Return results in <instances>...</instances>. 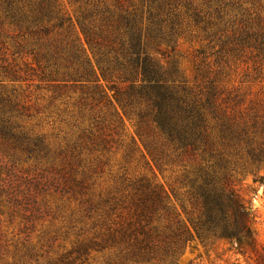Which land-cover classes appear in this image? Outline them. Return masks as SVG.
Segmentation results:
<instances>
[{"label":"rangeland","instance_id":"obj_1","mask_svg":"<svg viewBox=\"0 0 264 264\" xmlns=\"http://www.w3.org/2000/svg\"><path fill=\"white\" fill-rule=\"evenodd\" d=\"M13 1L52 9L43 28L71 22L36 37L0 22V65L19 76L0 68V264H264V0H126L164 73L154 94L82 30L91 11L104 35L119 23L114 0ZM207 171L247 204L253 245L199 236ZM131 223L150 229L144 250Z\"/></svg>","mask_w":264,"mask_h":264},{"label":"trees","instance_id":"obj_2","mask_svg":"<svg viewBox=\"0 0 264 264\" xmlns=\"http://www.w3.org/2000/svg\"><path fill=\"white\" fill-rule=\"evenodd\" d=\"M86 1L88 2L89 0ZM114 1L117 7L121 10L119 13V23H114L111 21V15L108 16L106 21L107 27L110 31L107 32L108 29H106L105 32H107V34L104 35V30L102 28H100V31L98 32L95 25L91 22L87 23L85 21L88 18L93 17V11L84 15L83 19L80 21L82 30L87 38V41L95 46L99 43V40H97L95 35L107 39L108 42L103 44V49L106 51L102 53H105L107 56L106 61L110 64L106 70H110L112 68L113 70H124V72L128 71V73H126V78L128 80L135 82L141 78L145 81V84L141 86V91L146 90V93L154 94L155 89H160L158 86L164 83V73H162V67L156 63L155 59H153L143 47L140 32L141 25L138 21V19H140L138 16L139 13L135 9L129 11L127 9L128 6L126 5V0ZM19 7L20 6L16 5L13 0L0 1V15L3 18H0V22L2 23L8 20L11 23L19 25L22 29L21 31L23 32L17 36L25 37V35H34L36 37L37 33L35 28L40 27V29H42V20L52 17L53 10H49L46 4H39L37 8L29 9V12H24ZM105 8L108 7L105 6ZM105 11H108V9ZM65 21L70 23L71 19L60 18L52 23L50 26L51 28L45 27L43 28V31L46 30L45 32H48L56 27H61L65 24ZM123 24H126L128 27H126V30L124 31H122ZM7 36L14 39V35L7 34ZM22 42H15L17 49L25 47ZM4 45V40L0 34V54H2L0 56L1 62L6 61L4 56ZM50 46V57L56 64L60 60L59 57L62 56L64 49L61 48L60 45ZM99 49L101 50L102 47ZM80 51L84 52L81 48L77 49L76 47H73L70 58L72 60L78 59ZM12 67L13 66L9 64L0 65V68L4 69L6 75H3V70L0 73L4 77H13L15 79L19 78L16 71L12 70ZM88 72L91 74L90 70ZM83 74L86 73H79V71L76 70L75 76L83 78L85 76ZM103 74H105V72H103ZM163 101H161V104ZM166 118L167 115L165 116V119ZM165 122L167 121H163V127L165 126ZM262 153H264V150H262ZM261 158L260 160H262ZM202 178L203 181L200 183L199 187L201 192L200 197L204 209L201 218L204 220L202 223L194 224L199 232V236H201L202 233H205V235L207 234L209 237L225 238L232 243H237L239 248H241L243 244L253 245L255 243V239L251 223L252 213L241 195L234 187H232L230 178L227 175L217 176L215 173L210 171H207ZM160 194L162 199L167 198L165 191L160 192ZM131 225L132 227H130V231L123 232V236H129L132 237V239L134 238L130 245L134 244L136 248L141 245V247L136 249L137 251L142 249L144 250L145 246L150 244L151 237L149 227L147 225L140 226V223H131ZM135 229L138 230V233H136ZM141 235L144 236L142 240H140L139 237ZM168 236L170 235L168 234L167 237Z\"/></svg>","mask_w":264,"mask_h":264}]
</instances>
